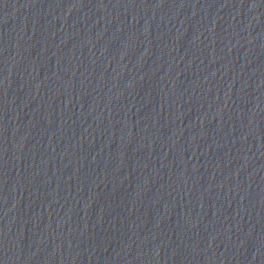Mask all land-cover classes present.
<instances>
[{
  "label": "water",
  "instance_id": "obj_1",
  "mask_svg": "<svg viewBox=\"0 0 264 264\" xmlns=\"http://www.w3.org/2000/svg\"><path fill=\"white\" fill-rule=\"evenodd\" d=\"M0 264H264V0H0Z\"/></svg>",
  "mask_w": 264,
  "mask_h": 264
}]
</instances>
